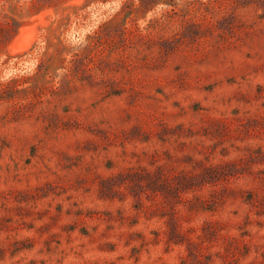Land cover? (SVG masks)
<instances>
[{
	"label": "rangeland",
	"instance_id": "obj_1",
	"mask_svg": "<svg viewBox=\"0 0 264 264\" xmlns=\"http://www.w3.org/2000/svg\"><path fill=\"white\" fill-rule=\"evenodd\" d=\"M0 264H264V0H0Z\"/></svg>",
	"mask_w": 264,
	"mask_h": 264
},
{
	"label": "bare ground",
	"instance_id": "obj_2",
	"mask_svg": "<svg viewBox=\"0 0 264 264\" xmlns=\"http://www.w3.org/2000/svg\"><path fill=\"white\" fill-rule=\"evenodd\" d=\"M42 17H43V13L41 12L35 18L42 20ZM35 27L36 26L20 28L18 36H16V38L13 40V42L10 45V50L12 52H19V51L22 52L23 50H27L35 40L36 37V33L34 31ZM30 29H32L31 35L25 38V33Z\"/></svg>",
	"mask_w": 264,
	"mask_h": 264
}]
</instances>
